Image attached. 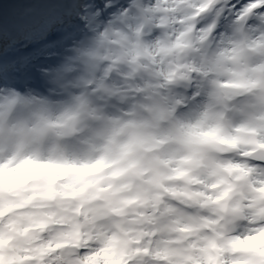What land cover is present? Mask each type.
Here are the masks:
<instances>
[{"label": "clouds", "instance_id": "9594fccd", "mask_svg": "<svg viewBox=\"0 0 264 264\" xmlns=\"http://www.w3.org/2000/svg\"><path fill=\"white\" fill-rule=\"evenodd\" d=\"M110 6L0 85V264H264V0Z\"/></svg>", "mask_w": 264, "mask_h": 264}, {"label": "trees", "instance_id": "16d2710c", "mask_svg": "<svg viewBox=\"0 0 264 264\" xmlns=\"http://www.w3.org/2000/svg\"><path fill=\"white\" fill-rule=\"evenodd\" d=\"M93 1L94 0H82L81 9L83 11H86L84 9L89 10L87 7L91 5ZM51 2L49 0H24V9L21 11V14H18L19 23L18 25H10V29L12 28L16 34L18 30L23 27L24 31H19L17 34H24V36L29 35V37L32 38L41 35V33H44V28L48 26L49 23L53 22L55 18H60L57 8L53 6ZM63 20L62 18L59 19V25L61 24L60 28L63 27ZM3 37H7V31L4 25H0V40L4 39ZM5 48L8 50L10 47H4V49Z\"/></svg>", "mask_w": 264, "mask_h": 264}, {"label": "rangeland", "instance_id": "374dc122", "mask_svg": "<svg viewBox=\"0 0 264 264\" xmlns=\"http://www.w3.org/2000/svg\"><path fill=\"white\" fill-rule=\"evenodd\" d=\"M50 2L52 1V3L54 5H60L59 3H61L62 6L67 7L65 10L67 11H72V13H75V9H76V5L79 3V1L77 0H49ZM73 2V4L71 5L70 3ZM74 3H76L74 5ZM106 5H108V7H106ZM111 5V0H104V2L100 3L97 8L102 9L101 15H99V13L93 15V19H88L89 21L86 20L87 17H83L82 19H79L77 24L72 23V31H73V35L71 37V39H76L79 38V36L82 34V31L85 30L86 26L91 25L96 19L97 17H107L109 15V13L113 10ZM60 8V9H61ZM24 9V0H0V25H4L5 29L9 28L10 25H18L19 20H18V14H21V11ZM59 9V10H60ZM66 12V11H65ZM85 18V19H84ZM31 26V25H30ZM18 28V27H17ZM23 28V27H22ZM12 29V28H11ZM66 32H61V31H57L53 33V37L46 43V45H48V48L52 47V42L54 40H57L60 38V36H64V34H66ZM13 40H17L15 37L12 39ZM72 40H69V43H71ZM24 46V45H23ZM24 49V48H23ZM36 50L37 48H35L33 51ZM15 52L9 54V58L14 57ZM10 60V59H9ZM26 82V81H25Z\"/></svg>", "mask_w": 264, "mask_h": 264}, {"label": "bare ground", "instance_id": "6f19581e", "mask_svg": "<svg viewBox=\"0 0 264 264\" xmlns=\"http://www.w3.org/2000/svg\"><path fill=\"white\" fill-rule=\"evenodd\" d=\"M70 4L72 5L73 2H71ZM10 37H12V36L10 35L9 38ZM54 50H55V52H58V50L56 48H54ZM50 61H51V58L46 57L45 61L42 63L41 66H39V65L33 66L31 64L27 65L25 63H19L17 65V68L15 70H12L8 84H11L12 86L17 87L22 91L23 88H21L20 84L17 83V76L21 75L24 78H26V80H28L30 82L31 87H40L41 86V80H40V75L37 72V68L48 67V66L53 65L57 62L56 58H55L54 62H50ZM0 82H1V79H0Z\"/></svg>", "mask_w": 264, "mask_h": 264}, {"label": "snow or ice", "instance_id": "6c2138e0", "mask_svg": "<svg viewBox=\"0 0 264 264\" xmlns=\"http://www.w3.org/2000/svg\"><path fill=\"white\" fill-rule=\"evenodd\" d=\"M232 4H235V9H233V11H238L241 7L242 4L246 3V0H240L239 3H237V0H231Z\"/></svg>", "mask_w": 264, "mask_h": 264}]
</instances>
